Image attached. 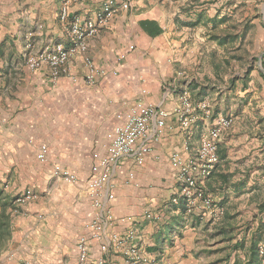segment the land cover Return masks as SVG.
Wrapping results in <instances>:
<instances>
[{
  "label": "crops",
  "instance_id": "crops-1",
  "mask_svg": "<svg viewBox=\"0 0 264 264\" xmlns=\"http://www.w3.org/2000/svg\"><path fill=\"white\" fill-rule=\"evenodd\" d=\"M104 1L74 0L70 13L90 20ZM62 2L0 0V264H82L80 236L90 238L85 264H128L124 250L130 247L154 264H256L251 245L256 227L264 224V207L258 208L264 203L261 183L249 178L226 183L224 160H219L202 185L222 208L220 216L187 212L178 197V168L171 157L193 156L214 121L196 110L187 128L179 125L174 113L180 104L179 75L157 5L115 0L113 16L85 39V51L69 59L68 73L52 80L47 67L27 68L21 35L42 23L38 46L68 45L58 18ZM144 21L160 32L150 34ZM11 32L14 46L1 47ZM86 57L104 71L93 84L84 80ZM138 103L167 110V128L154 140L151 122L148 135L137 140L136 146L149 147L142 163L123 156L103 168L108 178L100 200L110 218L103 220L96 240L88 229L100 212L87 192L90 168L105 153L109 129ZM41 145L48 151L43 162L37 158ZM55 166L75 173L77 181L54 175ZM28 188L38 197L18 215L9 213L12 198Z\"/></svg>",
  "mask_w": 264,
  "mask_h": 264
},
{
  "label": "rangeland",
  "instance_id": "rangeland-1",
  "mask_svg": "<svg viewBox=\"0 0 264 264\" xmlns=\"http://www.w3.org/2000/svg\"><path fill=\"white\" fill-rule=\"evenodd\" d=\"M146 5H157L170 34V61L180 74L178 97L186 93L193 103L206 100L210 113L202 115L209 123L219 116L230 119L219 145L224 181L249 178L264 186V0H147ZM38 25L22 33V53L29 33L38 41L44 28ZM13 35L1 47L16 40ZM34 194L24 203L13 197L9 213H21L22 205L38 197ZM263 225L252 237L258 247L264 246Z\"/></svg>",
  "mask_w": 264,
  "mask_h": 264
},
{
  "label": "built area",
  "instance_id": "built-area-1",
  "mask_svg": "<svg viewBox=\"0 0 264 264\" xmlns=\"http://www.w3.org/2000/svg\"><path fill=\"white\" fill-rule=\"evenodd\" d=\"M74 0H63L59 10V22L64 28L68 39V45L62 42L47 43L38 46L33 39V33H29L24 49L23 57L27 68L31 71L41 70L47 67L52 80L58 79L68 73V61L78 51L86 50L85 39L96 34L116 12L115 0L104 1L95 16L90 20H82L79 16H72L70 13V2ZM123 8L128 7V2L122 3ZM40 28L43 24L38 25ZM87 73L84 80L93 84L97 75H103L104 71L95 67L92 61L86 57ZM180 75V74H179ZM180 104L174 108L179 125L187 128L192 121V113L196 110L208 115L210 106L206 100L193 103L186 93L179 95ZM169 112L163 108L156 107L149 103H138L129 108L125 119L120 124L113 125L106 135L105 153L98 158L97 163L92 164L90 175L87 180V192L93 201V205L100 209L98 215L88 224L92 232L91 238L99 240L103 231V220L110 218L109 211L105 210L100 200V194L104 183L107 181L108 173L103 171L108 165L120 157L134 156L138 163H142L149 147L144 144L136 146L137 140L145 138L150 130V123L153 122L152 136L158 140L164 134L167 124L166 119ZM230 119L227 116H219L210 126L208 133L203 137L193 156L182 158L180 154L174 153L172 162L178 168V197H181L186 205L187 212L202 210L213 216H220V208L203 188L202 183L206 180L220 158L218 154V141L224 129L229 127ZM47 147L41 145L38 148L37 158L43 162L47 159ZM54 175L68 183H75L77 175L65 168L55 166L52 169ZM31 189H25L14 197L17 203H24L35 198ZM174 202L177 198L172 199ZM89 237L80 236L77 241L79 260L85 264L88 259ZM128 264H154V261L142 256L139 251L130 247L124 250ZM258 256L261 264H264V246L258 247Z\"/></svg>",
  "mask_w": 264,
  "mask_h": 264
},
{
  "label": "trees",
  "instance_id": "trees-1",
  "mask_svg": "<svg viewBox=\"0 0 264 264\" xmlns=\"http://www.w3.org/2000/svg\"><path fill=\"white\" fill-rule=\"evenodd\" d=\"M142 27H144V29H146V31H148L152 35L160 32L158 27L157 26L155 27L152 21L142 22ZM251 248H252V257L254 259V262L256 264H260V259L258 256V245L255 244L254 241L252 242Z\"/></svg>",
  "mask_w": 264,
  "mask_h": 264
}]
</instances>
